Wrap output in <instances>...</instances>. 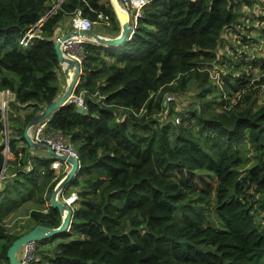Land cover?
I'll list each match as a JSON object with an SVG mask.
<instances>
[{
    "label": "trees",
    "instance_id": "obj_1",
    "mask_svg": "<svg viewBox=\"0 0 264 264\" xmlns=\"http://www.w3.org/2000/svg\"><path fill=\"white\" fill-rule=\"evenodd\" d=\"M51 1L0 0V90L14 93L10 108L25 112H10L9 163L0 111V178L5 161L11 165L0 181V264H9L7 251L21 236L5 218L26 202L45 205L62 177L50 154L31 155L23 139L27 124L61 95L59 23L81 9L92 21L108 16L112 38L121 32L109 0H68L53 13ZM263 4L149 0L125 44L84 46L75 95L85 110L71 102L49 118L80 154L69 186L79 199L70 233L38 242L34 264H264V105L255 98L264 86V54L248 66L259 73L251 84L244 57L219 83L212 78L218 64L241 55L227 38L251 44L253 25L238 27L245 16L253 20L244 9ZM43 19L40 37L20 47ZM30 216L35 226L62 222L50 206Z\"/></svg>",
    "mask_w": 264,
    "mask_h": 264
},
{
    "label": "water",
    "instance_id": "obj_2",
    "mask_svg": "<svg viewBox=\"0 0 264 264\" xmlns=\"http://www.w3.org/2000/svg\"><path fill=\"white\" fill-rule=\"evenodd\" d=\"M109 1L114 9V12L120 24L121 32L119 36L112 38V37L100 36L92 32H83V31L80 32V31L70 30L69 33L62 36L61 42H57L54 45L58 61L62 66V70L65 77L68 79L67 88L61 96H59L53 103H51L47 108H45L42 112L36 115L27 124V126L24 129L23 139L25 140L29 148L37 151H46V153L50 154V156L54 160L67 162L71 166L66 176L63 179H61L54 188L49 201V206L52 207L53 209H56L60 213L62 222L60 226L57 228L47 227L44 225H36L32 230L18 237L7 251V258L9 260V264H22L18 258V253L25 244L30 242H41L46 239H51L63 234H68L70 233V229L72 228L74 210L60 200V193L62 191L66 193L67 188L76 178L79 171L78 170L79 163L74 158H69L66 155L57 154L48 145L35 143L31 137V131L38 123H40L43 120L49 119L56 111H58L68 103L72 102V98L79 84L80 77L83 74L81 67L77 61L71 58H66L64 56L61 45L65 39L70 38L72 36H78L85 39L90 37L92 38L91 41H93L95 45H98L99 47H109V48L122 46L129 39H131V35H132L131 32L133 29L132 28L133 25L131 24V17L129 11L121 6L119 0H109ZM84 110H85L84 107H78L77 109L79 113L84 112ZM8 139L9 137L7 138V140ZM5 159H7V153L5 154Z\"/></svg>",
    "mask_w": 264,
    "mask_h": 264
},
{
    "label": "built area",
    "instance_id": "obj_3",
    "mask_svg": "<svg viewBox=\"0 0 264 264\" xmlns=\"http://www.w3.org/2000/svg\"><path fill=\"white\" fill-rule=\"evenodd\" d=\"M119 3L121 4L122 7L126 8L130 13L131 24L133 25L132 27L133 29L131 33H133L138 24V20L141 17V11L143 9V6L145 5V1L144 0H119ZM98 17H99V20L97 22L92 21L91 19L83 15V12L81 9H77L74 12V15L71 17V23H70L71 30L80 31V32L82 31L92 32L94 28L96 27V25L101 24L107 27L110 25L108 16L104 14H99ZM41 25L42 23L39 22L35 26L31 27L29 31L26 32L22 36L21 44L24 47L29 46L31 44L30 42L33 39L40 37L41 32L39 29ZM91 40L92 38L85 39V38L78 37V36H72L70 38L65 39L62 42L61 48H62L64 56L66 58H71L77 61L81 67V70H82V65H83V60H84V54H83L84 46L90 43L94 44V42ZM61 41H62V36L55 35L54 43L61 42ZM10 92L11 91L7 89L0 90V111L2 112L3 122L5 126V130L3 132L5 135V145H6L4 153L5 154L7 153V158H8V153H9V139L7 140V138L9 137V128L7 127V120L5 116L7 112H9L10 110V103H11V93ZM173 99L174 98L172 95L166 96V101L168 103L171 102ZM72 102H75L78 105V107L85 108L84 99L82 96H76L74 93ZM49 121L50 119L43 120L32 129L31 137L33 141L37 144L50 146L59 155H66L69 158L76 159L79 163L78 164L79 165L78 170H79L81 167V158H80V154L78 153L77 149L69 141V138L66 135H64L62 132L52 130L49 127ZM20 157H21V154H19V158ZM62 165L66 166L67 171L70 170V167H71L70 164H68L67 162H61V161L53 162L51 167L53 170H57L58 167ZM8 168L5 164L0 181L8 177V174H7ZM33 169L34 168H33V165L31 164V161H28L24 167V171L27 173H30L33 171ZM15 174L16 173L11 174V177L15 176ZM78 199H79V194L76 190L72 191L70 194H66L64 191L60 193V200L64 204L70 206L72 209L77 203ZM37 243L38 242H30V243L25 244L21 248L20 250L21 254L18 255V258L22 264H34L36 260Z\"/></svg>",
    "mask_w": 264,
    "mask_h": 264
},
{
    "label": "rangeland",
    "instance_id": "obj_4",
    "mask_svg": "<svg viewBox=\"0 0 264 264\" xmlns=\"http://www.w3.org/2000/svg\"><path fill=\"white\" fill-rule=\"evenodd\" d=\"M254 10H255V12H254ZM254 10L253 11H246L244 9V11H245L244 13L247 16H251L253 20L250 21L245 16V17H243L244 19H242V25L238 27V28H250L253 25L252 28L250 29V32L249 33L246 32V34L250 35V37H251V39L249 38L250 39L249 41L251 42V44H249V42H248V44H245L242 41L243 36L238 37V36H236V34L231 36L230 38H227L229 40V43H232L233 45L238 46L236 48L238 50V52H235V53L241 54V55H239L237 57L236 55L232 54L233 56H231V59H230L231 63H230V61L229 62L227 61L229 63V65L228 66L225 65L226 68L221 66V64H218L217 69L214 71L212 70L213 71L212 78L215 80L216 83H219V78L221 77V75H223V73H225V72L232 73V71L234 69V66H232V64L234 65V63L232 61L234 60L235 63L236 62L238 63L242 57L246 58V61L249 63V65L248 64L243 65V63L240 62V66H241V70L246 71L250 75L248 78V81H251L250 84L259 79L258 68L253 66V70H252V69H249L248 66L249 67L252 66L254 60L259 58V57H262L264 54V52L260 46V44L262 42H264V4H263V6H261V5L257 6ZM259 37L262 38V40H258ZM229 46L230 45H228V41L226 40V48H225V50H223V52H225L226 54L230 53ZM220 66L223 68V71L218 69ZM230 67H232V68H230ZM6 73L8 75L10 74L12 77H14L13 73H10V72H6ZM240 74L241 73H239V71L236 70V76H238ZM220 85H222L221 82H220ZM66 88H67V85L63 89L64 90L63 93L65 92ZM235 94L233 95V98H232V100L234 102L236 101V98L238 96L237 94L236 95ZM255 98H256L258 105H264V86L259 88L258 93L255 95ZM187 105H188V103H187ZM9 116H10V111L7 112V114L5 116V118L7 120V127L8 128L10 125V123H8L9 122L8 121ZM9 155L10 154L8 153V157H9ZM70 188L71 187L68 188L66 194L71 193V191H69ZM29 208H31V207L29 206ZM28 215H29L28 209H24L22 212L19 213L18 218L14 217V218L8 219L9 231H11L14 234H19L23 230L29 229L30 227L34 226L35 221L33 219H28ZM67 238H70V237H67ZM56 243H58V241ZM51 246L52 245H48L47 247H44L43 249L49 248ZM20 254H21V252L19 251L18 255H20Z\"/></svg>",
    "mask_w": 264,
    "mask_h": 264
},
{
    "label": "crops",
    "instance_id": "obj_5",
    "mask_svg": "<svg viewBox=\"0 0 264 264\" xmlns=\"http://www.w3.org/2000/svg\"><path fill=\"white\" fill-rule=\"evenodd\" d=\"M68 0H52L51 1V6H52V9L54 8V9H56L55 11H57V10H59V8L61 7V4L62 3H64V2H67ZM104 2H105V0H103ZM145 1V4L146 3H148L149 2V0H144ZM70 23H71V19H70V17L68 18V19H65V20H63L61 23H59V26L57 27V29H56V33H55V35H57V36H63V35H65V34H67V33H69L70 32V30H71V26H70ZM92 33H96V34H98V35H100V36H104V37H112L113 35L111 34V31L109 30V29H107V27H105V25H101V24H99V25H96V27L94 28V30L92 31ZM89 39H91L90 37H88ZM7 74V73H6ZM8 75V74H7ZM60 75H61V81H60V86H61V95L63 94V89L65 88V86L67 85V81H68V79L65 77V75H64V73H63V70H61V73H60ZM9 77H11V75L9 74L8 75ZM11 93V103H13V102H15V99H16V97H15V94L14 93H12V92H10ZM60 95V96H61ZM10 103V104H11ZM28 111H29V109H28ZM10 112L12 113V114H14V116L16 115V113L18 114V115H20V116H24L25 115V112H23V111H20V112H18V111H16V110H14L12 107L10 108ZM10 125L11 126H13L14 125V123H10ZM25 146L24 145V143L23 142H21V146ZM28 146V145H27ZM31 148H29V151L31 152V155H33V156H36V157H38V158H40V157H42V156H44V154L46 153V151H37V150H34V149H31ZM14 159H15V156L14 155H12V154H10L9 155V157L7 158V160H9V163L10 162H12V161H14ZM55 161H57V160H55ZM55 161H53V162H55ZM10 165V164H9ZM10 169H11V165H10V167L8 168V170H7V174L8 173H10ZM56 171V175L58 176V177H61V179H63L65 176H66V174H67V170H66V166L65 165H62V166H60V167H58V169L57 170H55ZM6 174V175H7ZM69 188V187H68ZM72 189V190H71ZM79 191L78 189H73V188H70V190L69 191ZM77 204V203H76ZM29 206L31 207V208H29ZM49 206V202H47L45 205H43V206H41V205H39V204H37V203H35V202H32V201H30V202H26L25 204H23L16 212H14V213H12V214H10V215H8L6 218H5V224H6V226H7V229H8V219H10V218H18L19 217V213L20 212H22L24 209H28V213H29V215H28V219H32L31 217H30V214H31V212L32 211H39V212H41V211H43L44 209H46L47 207ZM77 207V205H75L74 207H73V209L74 208H76ZM36 224V223H35ZM35 226V225H34ZM34 226H32V227H30L29 229H25V230H23L21 233H19V234H15V235H22V234H25V233H27V232H29ZM9 230V229H8ZM11 232V231H10ZM12 233V232H11ZM12 234H14V233H12Z\"/></svg>",
    "mask_w": 264,
    "mask_h": 264
},
{
    "label": "bare ground",
    "instance_id": "obj_6",
    "mask_svg": "<svg viewBox=\"0 0 264 264\" xmlns=\"http://www.w3.org/2000/svg\"><path fill=\"white\" fill-rule=\"evenodd\" d=\"M55 10H56V9H53V11H55ZM53 11H51V13H52ZM44 19H45V18H44ZM44 19L41 20L40 23L43 24ZM41 26H42V25H41ZM40 28H41V27H40ZM39 30H40V29H39ZM28 31H29V30H28ZM28 31H27V32H28ZM40 32H41V30H40ZM25 33H26V32H25ZM25 33H24V34H25ZM24 34H23V35H24ZM21 39H22V37H21ZM21 39L19 40V46H20V47H24V46L21 44ZM35 39H36V38H35ZM35 39H33L30 43L32 44V43L35 41ZM31 44H30V45H31ZM27 47H28V46H27ZM25 48H26V47H25ZM13 177H14V176H13Z\"/></svg>",
    "mask_w": 264,
    "mask_h": 264
}]
</instances>
